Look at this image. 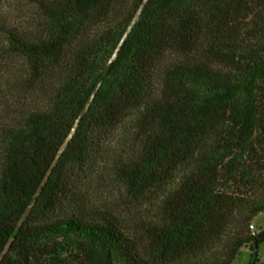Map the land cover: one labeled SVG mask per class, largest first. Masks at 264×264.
Instances as JSON below:
<instances>
[{
	"label": "trees",
	"instance_id": "1",
	"mask_svg": "<svg viewBox=\"0 0 264 264\" xmlns=\"http://www.w3.org/2000/svg\"><path fill=\"white\" fill-rule=\"evenodd\" d=\"M33 3L39 22L0 25L26 96L0 114V264H232L257 251L264 0ZM114 131L127 139L117 154L100 144ZM100 159L157 199L153 220L63 207L67 168Z\"/></svg>",
	"mask_w": 264,
	"mask_h": 264
},
{
	"label": "rangeland",
	"instance_id": "2",
	"mask_svg": "<svg viewBox=\"0 0 264 264\" xmlns=\"http://www.w3.org/2000/svg\"><path fill=\"white\" fill-rule=\"evenodd\" d=\"M39 19L33 0H0V25L5 23L26 29L39 22ZM6 47L0 33V114H10L26 102L25 92L21 90V86L18 87L21 85L18 81L21 64L17 59L6 56ZM100 144L104 145L107 152L121 153L126 150V135L122 131L108 132ZM109 165L106 160L100 159L95 163L67 168L65 179L68 194L63 200V207L84 206L109 210L128 221L153 220L158 215L157 199L154 196L132 195L109 169ZM251 225H254V229L250 226L252 233L264 230V213ZM232 236V232H229L228 238ZM232 264H264V242L257 251L244 247Z\"/></svg>",
	"mask_w": 264,
	"mask_h": 264
},
{
	"label": "built area",
	"instance_id": "3",
	"mask_svg": "<svg viewBox=\"0 0 264 264\" xmlns=\"http://www.w3.org/2000/svg\"><path fill=\"white\" fill-rule=\"evenodd\" d=\"M251 229H254V225H251ZM255 232L253 231V234H254Z\"/></svg>",
	"mask_w": 264,
	"mask_h": 264
}]
</instances>
